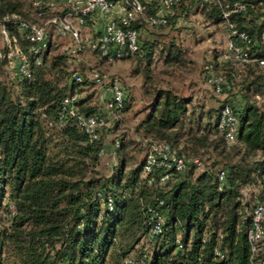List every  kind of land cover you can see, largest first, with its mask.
<instances>
[{
    "label": "trees",
    "instance_id": "16d2710c",
    "mask_svg": "<svg viewBox=\"0 0 264 264\" xmlns=\"http://www.w3.org/2000/svg\"><path fill=\"white\" fill-rule=\"evenodd\" d=\"M36 1L0 0V29L5 27L10 41L8 45L0 30V264H251L248 210L264 197V64L234 63L224 46L204 67L206 81L222 98L207 109L170 87L146 89L149 99L135 125L141 147L128 151L130 143L122 133L113 143L117 160L103 174L96 167L100 148L106 149L102 131L108 125L92 137L73 115H62L63 97L80 93L88 77L63 67L65 54H51L53 33L63 35L53 25L40 53L18 27L19 20L39 23L68 7L50 9L46 0ZM235 1L244 7L225 17ZM155 10V3L147 4L145 15L131 22L140 39L129 57L139 60L135 70L145 77L156 51L166 63H184L185 58L173 34L164 41L151 31L141 39L140 30L146 24L164 26L170 16L174 23L192 10L214 24L223 23L227 33L229 24L244 31L250 38L241 41L244 46L252 56L264 57V0H176L165 22L150 24L145 16ZM94 37L87 46L107 61L90 45ZM16 47L26 56L28 73L1 77L13 61L7 52ZM74 70L81 81L72 76ZM210 77L219 79V90ZM122 90L124 103L115 112L128 106ZM90 99V93L79 95L77 110L102 111ZM224 104L238 114L232 143L218 127ZM160 142L190 159L184 169L168 170L166 179H161L162 164L144 169L148 152ZM226 143L232 145L229 150ZM207 147L217 157L205 165L199 149ZM194 157L203 165L197 166ZM220 169L225 170L221 181ZM252 186L259 192L250 208L243 190ZM155 212L162 223L152 234ZM253 260L264 264V244Z\"/></svg>",
    "mask_w": 264,
    "mask_h": 264
},
{
    "label": "built area",
    "instance_id": "2783aa9c",
    "mask_svg": "<svg viewBox=\"0 0 264 264\" xmlns=\"http://www.w3.org/2000/svg\"><path fill=\"white\" fill-rule=\"evenodd\" d=\"M176 0H46L45 5L50 9H57L62 6H67V10L63 13H54L47 16L41 22H32L19 20L18 27L24 31L26 37L32 41L31 49L35 53H40L46 47L47 31L50 25H53L57 32L67 34L76 41L79 47L81 40L80 27L85 23L86 17L104 18L103 28L100 33L94 37L89 43L92 47L98 48L100 54L107 61L126 58L132 55L139 47V34L136 28L131 27V22L139 16H144L147 4L155 3L156 10L153 14L145 16L150 24L163 23L166 20V15L170 12L171 6ZM39 0L36 1L38 3ZM118 10H115V6ZM244 7V3L235 1L232 8L223 12L226 17L231 11L239 10ZM39 15L44 14V10L38 12ZM232 29L227 33L225 45L226 57L234 63L242 61H259L264 64V57H255L248 51L247 47L242 42L248 43L250 38L244 31H237L229 24ZM1 32L4 35L6 43L10 41L6 33L5 27L2 25ZM242 41V42H241ZM11 52H14L13 60L16 61L14 72L28 73V63L25 54L16 47L14 51L7 52L8 57H12ZM0 55H2L0 51ZM4 55V54H3ZM39 62V58H36ZM72 76L76 81L82 80V75L79 71L74 70ZM105 74L93 72L91 74L92 81L96 84L104 82ZM210 81L216 82V89H220L219 79L210 77ZM107 92L105 109L102 111L85 114L77 110L75 102L79 97V92L75 91L65 95L62 99V115H73L77 125L81 130L85 131L92 137H96L98 130L108 125V114L115 112L116 109L123 106L124 95L116 76L109 78L105 86ZM61 115V116H62ZM238 124V114L232 106L224 104L221 107L219 114L218 127L223 133L228 143L235 140V133ZM104 147L100 148V153H104ZM159 158L157 161L156 159ZM190 159L183 154H178L174 148L168 143L160 142L155 144L146 156L144 169L147 171L150 167L157 163L162 164L165 173L161 179H166L169 176L168 170H182L185 168ZM193 162L197 166H201L202 162L197 157H194ZM225 170L220 169L218 179H224ZM156 222L152 227V234H157L161 229L162 218L155 212ZM247 239L250 243L251 264H257L253 257L258 251L259 246L264 244V197L261 201L256 202L251 212L250 226L247 231ZM219 255V254H218ZM220 257L222 255H219Z\"/></svg>",
    "mask_w": 264,
    "mask_h": 264
},
{
    "label": "rangeland",
    "instance_id": "374dc122",
    "mask_svg": "<svg viewBox=\"0 0 264 264\" xmlns=\"http://www.w3.org/2000/svg\"><path fill=\"white\" fill-rule=\"evenodd\" d=\"M140 31L141 39L144 34L151 31L159 34V38L164 41L172 39L173 34L175 41L183 49L184 63H166L163 57L158 55L159 51H156L148 78L143 72L139 73L135 70L139 62L135 56L103 61L91 47L87 46V40L100 33L99 30L92 29L90 20L86 22V25L81 26L82 40L79 47L76 41L66 34L53 33L51 37V54L66 55L63 67L67 70L78 69L85 77H88L86 84L81 86L82 90L79 94L83 97L90 93L91 99L88 103L95 105L97 110L105 109L107 97L105 86L109 78L116 76L126 93L125 103L128 106L114 114L109 113V128L102 131L106 149L100 155L96 169L103 174L110 173L112 165L117 160L113 143L114 139H118L122 133H125V141L130 143L128 151L138 150L141 147V137L135 131V125L143 115V108L149 99L146 89L150 90L153 86L173 88L180 93L192 95L195 100L204 105V109L218 105L222 99L220 95L214 93L211 85L206 81L204 67L206 62L212 60L226 45L227 32L223 23L214 24L201 12L192 10L185 16H179L174 23L170 16L166 25L153 27L146 24ZM2 45L3 40L0 36V47ZM13 54L14 52H11L12 57ZM15 63L16 61L11 60L10 66L5 69L6 72L1 74V77L14 74ZM93 72L105 74L104 82L101 84L90 82L89 77ZM183 139L182 141H185L186 138ZM187 144L190 145L189 142ZM231 146L226 143V150H229ZM199 152L203 154L202 159L205 165L217 157V151L212 147L200 148ZM258 192L259 188L253 186L243 190L244 200L249 203L250 208L258 198ZM248 213H251V210H248Z\"/></svg>",
    "mask_w": 264,
    "mask_h": 264
},
{
    "label": "crops",
    "instance_id": "0c3cea01",
    "mask_svg": "<svg viewBox=\"0 0 264 264\" xmlns=\"http://www.w3.org/2000/svg\"><path fill=\"white\" fill-rule=\"evenodd\" d=\"M115 10H118V6L116 5L115 7ZM90 21H91V27L93 30H99L101 31L102 28H103V24H104V18H101V17H96V18H90Z\"/></svg>",
    "mask_w": 264,
    "mask_h": 264
}]
</instances>
